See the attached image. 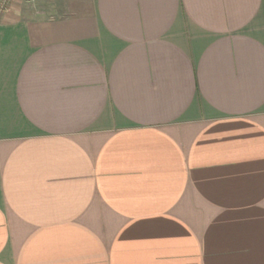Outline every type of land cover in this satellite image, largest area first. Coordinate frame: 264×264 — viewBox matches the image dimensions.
I'll return each instance as SVG.
<instances>
[{
	"label": "crops",
	"instance_id": "obj_1",
	"mask_svg": "<svg viewBox=\"0 0 264 264\" xmlns=\"http://www.w3.org/2000/svg\"><path fill=\"white\" fill-rule=\"evenodd\" d=\"M0 264H264V0L0 12Z\"/></svg>",
	"mask_w": 264,
	"mask_h": 264
},
{
	"label": "built area",
	"instance_id": "obj_2",
	"mask_svg": "<svg viewBox=\"0 0 264 264\" xmlns=\"http://www.w3.org/2000/svg\"><path fill=\"white\" fill-rule=\"evenodd\" d=\"M16 0H0V12H8L11 10Z\"/></svg>",
	"mask_w": 264,
	"mask_h": 264
}]
</instances>
